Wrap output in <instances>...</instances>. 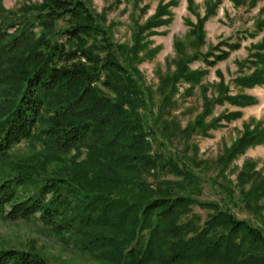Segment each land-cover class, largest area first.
Here are the masks:
<instances>
[{"label":"trees","instance_id":"obj_1","mask_svg":"<svg viewBox=\"0 0 264 264\" xmlns=\"http://www.w3.org/2000/svg\"><path fill=\"white\" fill-rule=\"evenodd\" d=\"M239 49L229 45L213 61V54L204 57L214 67ZM258 62L264 66V56ZM131 73L82 0H43L20 13L0 10V221L38 220L54 236H70L82 254L108 255V264H264V228L219 208L209 229L187 239V225L177 223L192 203L190 195L139 197L148 188L139 172L167 164L149 155L137 113L146 101ZM102 75L114 97L97 89ZM230 102L247 105L243 99ZM27 141L41 144L42 157L13 160L12 149ZM259 145L264 132L246 136L239 149ZM82 149L88 151L85 163L63 161ZM54 163L62 166L49 170ZM170 166L177 177L193 180L175 162ZM148 230L147 245L125 254ZM0 264L51 263L36 249L2 247Z\"/></svg>","mask_w":264,"mask_h":264},{"label":"rangeland","instance_id":"obj_2","mask_svg":"<svg viewBox=\"0 0 264 264\" xmlns=\"http://www.w3.org/2000/svg\"><path fill=\"white\" fill-rule=\"evenodd\" d=\"M82 1L108 30L119 61L132 70L146 101L137 113L147 134L149 155L159 158L160 166L167 164L139 172L149 188L140 189L139 197L190 195L192 203L180 212L177 223L187 225V239L209 229L219 208L263 229L264 145L243 151L239 145L246 136L264 132V82L253 87L239 82L264 79V66L258 62L264 56V0ZM42 4L43 0H0V10L20 13ZM234 44L240 49L209 66L204 56L213 54L208 59L213 61ZM105 80L102 75L97 89L114 97L103 85ZM233 99H243L247 105H234ZM124 109L131 111L128 105ZM42 155L37 141L23 142L10 152L13 160ZM87 158V149H82L63 161L83 164ZM173 162L193 180L172 173ZM60 166L54 163L49 170ZM150 234L139 232L125 254L139 245L145 247ZM2 247L36 249L51 264H108L104 260L108 255L82 254L70 236L56 237L38 220L0 221ZM111 251H106L109 256Z\"/></svg>","mask_w":264,"mask_h":264}]
</instances>
